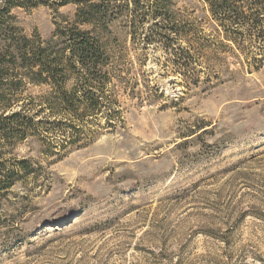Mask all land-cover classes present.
I'll return each instance as SVG.
<instances>
[{"label":"rangeland","instance_id":"1","mask_svg":"<svg viewBox=\"0 0 264 264\" xmlns=\"http://www.w3.org/2000/svg\"><path fill=\"white\" fill-rule=\"evenodd\" d=\"M50 3L12 9L21 35L56 39L76 7ZM171 10L203 45L186 70L118 17L102 37L113 126L9 148L31 171L0 197V264H264V54L220 46L202 0Z\"/></svg>","mask_w":264,"mask_h":264},{"label":"trees","instance_id":"2","mask_svg":"<svg viewBox=\"0 0 264 264\" xmlns=\"http://www.w3.org/2000/svg\"><path fill=\"white\" fill-rule=\"evenodd\" d=\"M172 1L0 0V197L31 171L27 161L5 157L18 142L28 136H43L41 140L58 136L57 147L63 150L84 141L86 125L100 114L107 115V125L113 126L108 117L114 115L106 112L111 102L105 94L107 54L102 39L114 19L126 17L133 42L141 34L145 45L157 43L170 52V61L179 68L186 70L193 63L190 52H199L203 45L195 39V28L173 13ZM202 1L217 34L229 43L220 42V46L231 45L244 57L248 52L264 54V0ZM49 2L55 8L76 7L73 17L57 26L56 39L21 35L12 9ZM251 55L252 62L261 61ZM28 85L46 86L48 91L38 97L26 96Z\"/></svg>","mask_w":264,"mask_h":264}]
</instances>
